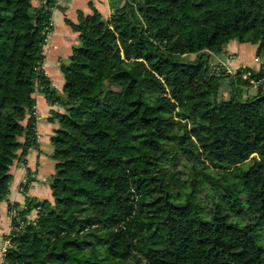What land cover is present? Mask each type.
Here are the masks:
<instances>
[{
	"label": "trees",
	"instance_id": "16d2710c",
	"mask_svg": "<svg viewBox=\"0 0 264 264\" xmlns=\"http://www.w3.org/2000/svg\"><path fill=\"white\" fill-rule=\"evenodd\" d=\"M35 1L0 0V202L38 146L39 95L54 164L49 198L24 177L8 204L0 264H264V0H109L110 18L90 2L66 20L59 90L43 68L56 0ZM234 43L256 45L261 69L215 70ZM184 159L201 167L176 177ZM199 185L216 193L202 207Z\"/></svg>",
	"mask_w": 264,
	"mask_h": 264
},
{
	"label": "crops",
	"instance_id": "0c3cea01",
	"mask_svg": "<svg viewBox=\"0 0 264 264\" xmlns=\"http://www.w3.org/2000/svg\"><path fill=\"white\" fill-rule=\"evenodd\" d=\"M90 2L104 17L110 18L113 8L109 0H56L55 2V7L51 14L53 28L43 49L45 55L44 65L46 64V69L44 68V70L50 77L52 84L54 83L50 72H52V76L56 81L60 82L61 85L57 89L62 87L63 82V76L60 71L61 64L66 62L71 46L76 42L77 38V33L71 29L66 20L76 22L78 10L90 13ZM234 45L235 43L231 44L228 49H233ZM54 87L56 88L55 84ZM51 109H54V107L48 104L43 95H39L36 104L38 146L31 148L20 160H15L11 167L12 179L9 184V193L7 198L0 202V262L1 248L5 244L6 236L11 231L8 204L16 203L18 207L23 205L24 192L21 184L24 177L32 178L26 189L27 195L37 198H49L46 178L52 173L54 164L49 156L52 152L50 137L55 129V124L49 119Z\"/></svg>",
	"mask_w": 264,
	"mask_h": 264
},
{
	"label": "rangeland",
	"instance_id": "374dc122",
	"mask_svg": "<svg viewBox=\"0 0 264 264\" xmlns=\"http://www.w3.org/2000/svg\"><path fill=\"white\" fill-rule=\"evenodd\" d=\"M36 1H35V3H37ZM234 46L235 47L233 49H228V52L226 54H223L221 56L214 55L210 58V63L215 67L214 68L215 70L217 67H219V68L222 67V68H224V70L227 73L234 74L235 71H237L239 68H244L247 66L252 67L255 70L261 69V59L258 61L257 59L260 57L259 56L256 57V47H257L256 45H249V44H245V43H235ZM187 58L193 59V58H195V54L188 55L185 60H188ZM182 59H184V58L182 57ZM45 67H46V64L44 65V68ZM48 70H49V68H48ZM49 72H50V70H49ZM50 74H51V77L53 79V83L56 85V89H57V87L59 88L61 85L60 82L56 81V79L52 76V72H50ZM54 84H52V85L54 86ZM109 87L112 89H115V90L119 89V87L115 84H109ZM226 91H228L227 85H225V88H224V92H226ZM247 92L250 95L254 94L256 92L255 84L253 87L247 89ZM55 106H56V108H58V105H55ZM59 110H61V109L59 108ZM182 122H185V120H182ZM182 124H184V123H182ZM186 125H187L188 129H190L192 127L190 122H187ZM249 162H250V160H247L246 162L240 163L239 165H240V167L243 168V167H246L249 164ZM195 166L201 167V164H196V163L193 164V162L190 159H184L177 165V170L180 172L181 175L179 173H177V174H175V176L176 177L182 176L183 178H187L188 175L192 173V169H194ZM208 172L212 175H215V176L217 175V171L214 169L209 170ZM172 183L174 184V181H172ZM199 186L201 189H200V192L197 193V198L199 200H201V202H202L199 205V207H202V206L206 205L205 203H208L209 201H211V199L214 198L216 193L214 194L213 191H211L205 185H199ZM238 191L239 190H236L235 192L240 194ZM40 193H42V192H40ZM183 194H184V190L178 191L176 188L174 191V195H175L176 199H180V198L182 199ZM203 216H206V214L204 213ZM229 220L231 222H234V223L244 224L245 222L251 220V216L231 214L229 217ZM259 243L261 245H264V238L261 239L259 241ZM6 244L7 245L9 244L8 238H7V240H5V245Z\"/></svg>",
	"mask_w": 264,
	"mask_h": 264
},
{
	"label": "built area",
	"instance_id": "2783aa9c",
	"mask_svg": "<svg viewBox=\"0 0 264 264\" xmlns=\"http://www.w3.org/2000/svg\"><path fill=\"white\" fill-rule=\"evenodd\" d=\"M52 23V22H51ZM51 33V32H50ZM48 38V37H47ZM258 60V59H257ZM256 61V60H255ZM259 61V60H258ZM43 68H44V65H43ZM262 70L264 71V66H262ZM247 74V73H246ZM245 74V76H247V75H249V73L246 75ZM23 182L22 183H24L25 182V179H23L22 180ZM11 214L12 215H14L15 214V211H12L11 212ZM6 247H7V244L5 245L4 244V246L1 248V260L3 259V256H4V254H5V251H6Z\"/></svg>",
	"mask_w": 264,
	"mask_h": 264
}]
</instances>
